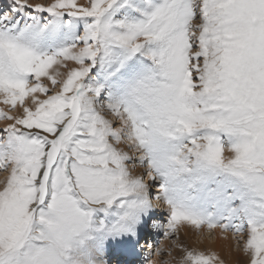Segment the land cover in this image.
Listing matches in <instances>:
<instances>
[{"label":"snow or ice","instance_id":"snow-or-ice-1","mask_svg":"<svg viewBox=\"0 0 264 264\" xmlns=\"http://www.w3.org/2000/svg\"><path fill=\"white\" fill-rule=\"evenodd\" d=\"M0 105V264H264V0H6Z\"/></svg>","mask_w":264,"mask_h":264},{"label":"bare ground","instance_id":"bare-ground-1","mask_svg":"<svg viewBox=\"0 0 264 264\" xmlns=\"http://www.w3.org/2000/svg\"><path fill=\"white\" fill-rule=\"evenodd\" d=\"M80 2L83 3L84 0H80ZM140 171L141 170H138L137 173H139ZM181 230L184 231L185 236H191L189 238L194 239L196 237L197 233H193L191 231L194 229L184 228ZM205 230L206 229H204L202 233H204ZM214 235H215V237L212 239V241L205 240L206 248L201 243L199 246H196L194 248L198 249L200 251H204V252L216 253L220 257V260L223 262V264H248L249 257H248V255H246L243 252V248L238 249L239 252H238V250L234 251L235 248H238L235 246L236 245L235 240H237V237L232 232L224 233L220 229H216V230H214ZM186 238H187L186 240H190L188 237H186ZM180 239L183 240L182 237L181 238L179 237V240ZM183 242H182V244H183ZM187 242H186V244H188ZM149 243H151V242L149 241ZM190 244L191 243H189V246H190ZM190 248H193V247L190 246ZM178 259H173V264H178V261H179Z\"/></svg>","mask_w":264,"mask_h":264},{"label":"rangeland","instance_id":"rangeland-1","mask_svg":"<svg viewBox=\"0 0 264 264\" xmlns=\"http://www.w3.org/2000/svg\"><path fill=\"white\" fill-rule=\"evenodd\" d=\"M4 2H6V0H0V4H2ZM29 2L30 3H36V2L47 3V0H29ZM0 107H4V106L0 105ZM5 110H7V109H5ZM4 126H5V122H0V128H3ZM132 155L135 156L136 154H132ZM138 170L143 171V169H137V171ZM3 179H4V174L0 173V180H3ZM158 211L160 213L159 216H158V219H160L161 221L165 220L166 216L164 215V213L167 211L166 206L165 205H159L158 206ZM191 231L193 233H196L195 230H191ZM179 237L180 238L182 237V239H183V240L180 239L181 241L179 240L180 244H182L183 241L184 242L188 241L187 242L188 244H186V242L185 243L183 242V244L185 246H187L188 248H190V246L193 247V248L196 247V246H199L200 243L206 248L205 240L212 241V239L215 237V235H214V231L213 232H208V230L206 229L204 233H199V234L197 233L196 237H195L196 239L195 238L193 239V238H189L191 236H185L184 235V231L181 230L180 233H179ZM186 237H188L190 240H186L187 239ZM244 239H246V238H244ZM149 241L151 243H153V244H155L156 242H159L163 246V248L165 250H172L173 251V256H171V257H169V256L156 257L157 258L156 259L157 260V264H161L162 260L173 261V259H178V258L180 259V257L183 255L178 249L175 248V244H174V241L172 239H164L162 237V235H157V236H154L152 241L151 240H149ZM235 241H236L235 242V244H236L235 246L238 247V248H235L234 251H237L238 249L243 248L242 243H240L238 245L237 240H235ZM189 243H191L190 246H189ZM238 252H239V250H238ZM113 264H116V258L113 259Z\"/></svg>","mask_w":264,"mask_h":264}]
</instances>
